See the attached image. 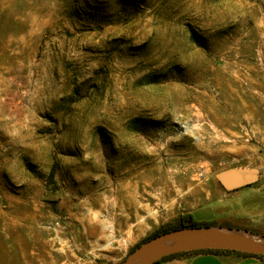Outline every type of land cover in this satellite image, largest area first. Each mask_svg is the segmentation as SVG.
<instances>
[{
    "label": "rangeland",
    "instance_id": "374dc122",
    "mask_svg": "<svg viewBox=\"0 0 264 264\" xmlns=\"http://www.w3.org/2000/svg\"><path fill=\"white\" fill-rule=\"evenodd\" d=\"M263 137L264 0H0V264H121Z\"/></svg>",
    "mask_w": 264,
    "mask_h": 264
},
{
    "label": "water",
    "instance_id": "95a60500",
    "mask_svg": "<svg viewBox=\"0 0 264 264\" xmlns=\"http://www.w3.org/2000/svg\"><path fill=\"white\" fill-rule=\"evenodd\" d=\"M260 171L250 167H237L218 175L223 187L231 192L253 185ZM217 227L186 228L156 237L142 244L121 264H155L180 253L203 250L235 251L264 257V238L255 235H234ZM241 232V231H236Z\"/></svg>",
    "mask_w": 264,
    "mask_h": 264
},
{
    "label": "crops",
    "instance_id": "0c3cea01",
    "mask_svg": "<svg viewBox=\"0 0 264 264\" xmlns=\"http://www.w3.org/2000/svg\"><path fill=\"white\" fill-rule=\"evenodd\" d=\"M262 139L264 141V137ZM246 166L260 171L259 180L253 185L231 192L220 183L215 187L214 193L210 191V197L206 195L207 200L199 209L192 212L195 220L207 223H229L234 227L250 231L247 233L251 235L264 238V158H259L258 161L248 163ZM76 264L98 263L85 261ZM161 264H264V257H245L234 253L199 254L164 261Z\"/></svg>",
    "mask_w": 264,
    "mask_h": 264
},
{
    "label": "trees",
    "instance_id": "16d2710c",
    "mask_svg": "<svg viewBox=\"0 0 264 264\" xmlns=\"http://www.w3.org/2000/svg\"><path fill=\"white\" fill-rule=\"evenodd\" d=\"M202 227H219V228H226L229 230H237V231H245V232H250L246 229H241V228H237L234 227L231 224H219L217 222H212V223H207V222H198L195 220L193 215H186L184 216L180 223L178 225L175 226H168V227H164L159 229L158 231H156L153 235L149 236L148 238H146L145 240H143L141 243H139L135 248H133L130 252L133 253L137 248H139L142 244H144L145 242H148L156 237H159L161 235L173 232V231H177V230H182V229H186V228H202ZM255 234V233H253ZM230 253H234V254H238L241 256H245V257H261V256H257V255H249V254H245V253H241V252H235V251H220V250H203V251H194V252H188V253H180V254H176V255H171L168 256L164 259H162L161 261L155 263V264H161L164 261H168V260H172V259H176V258H181V257H188V256H192V255H199V254H230Z\"/></svg>",
    "mask_w": 264,
    "mask_h": 264
},
{
    "label": "bare ground",
    "instance_id": "6f19581e",
    "mask_svg": "<svg viewBox=\"0 0 264 264\" xmlns=\"http://www.w3.org/2000/svg\"><path fill=\"white\" fill-rule=\"evenodd\" d=\"M89 194V193H88ZM96 196V195H95ZM91 196H89V198H90ZM101 197V196H100ZM99 197V198H100ZM103 197V196H102ZM95 198H98V197H95ZM103 199V198H102ZM102 199H101V201H102ZM99 200V199H98ZM85 202H87V201H85ZM90 202V201H89ZM97 201H94V203H96ZM100 202V201H99ZM92 203V202H91ZM91 203H89V204H91ZM88 203H84V206H88L89 205ZM96 204H98V203H96ZM92 205V204H91ZM83 206V205H82ZM90 207V206H89ZM101 207V206H100ZM85 209V208H84ZM87 209V208H86ZM91 213V212H90ZM83 218V217H82ZM84 219V218H83ZM82 219V220H83ZM101 228V227H100ZM103 228V227H102ZM97 229V228H96ZM103 232H104V230H103ZM92 233H93V231H92ZM99 233H100V231H99ZM232 234H234V235H249V234H246V233H244V232H236V231H233L232 232ZM96 237V236H95Z\"/></svg>",
    "mask_w": 264,
    "mask_h": 264
}]
</instances>
